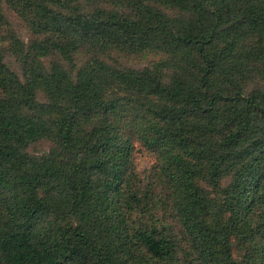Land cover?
<instances>
[{
	"label": "trees",
	"instance_id": "1",
	"mask_svg": "<svg viewBox=\"0 0 264 264\" xmlns=\"http://www.w3.org/2000/svg\"><path fill=\"white\" fill-rule=\"evenodd\" d=\"M0 264H264V0H0Z\"/></svg>",
	"mask_w": 264,
	"mask_h": 264
},
{
	"label": "rangeland",
	"instance_id": "2",
	"mask_svg": "<svg viewBox=\"0 0 264 264\" xmlns=\"http://www.w3.org/2000/svg\"><path fill=\"white\" fill-rule=\"evenodd\" d=\"M6 12L9 17V20L12 23L17 35L25 42H29L32 38V33L29 25L25 23V21L13 10L6 7ZM10 53H7L5 56V60L12 66L15 70H18V64L16 60H14ZM161 57L160 54L154 52H143L139 54H122L121 56H116L117 61L121 62L122 64L133 66V67H143L149 64L152 60ZM50 142L47 140H39L35 142L33 145L30 146V151L32 152H42L48 149ZM136 166L138 169V173L141 178L147 180L146 177L150 172V167L155 160L154 154L147 150L146 148H140V151L137 152L136 157ZM159 214L164 212L163 209H159ZM165 220L173 224V220L171 216H166ZM178 229L177 226H175Z\"/></svg>",
	"mask_w": 264,
	"mask_h": 264
}]
</instances>
